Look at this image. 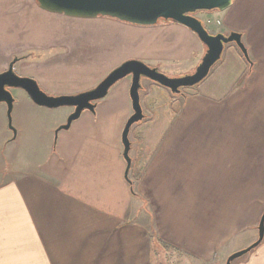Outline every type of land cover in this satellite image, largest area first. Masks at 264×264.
<instances>
[{
    "label": "crops",
    "instance_id": "crops-1",
    "mask_svg": "<svg viewBox=\"0 0 264 264\" xmlns=\"http://www.w3.org/2000/svg\"><path fill=\"white\" fill-rule=\"evenodd\" d=\"M242 2L197 18L214 27L212 35L241 34L247 59L229 43L201 83L177 94L141 78L143 118L128 132V170L122 132L133 113L130 77L66 130L59 127L72 108L41 107L11 90L10 116L0 103V264H226L257 240L264 212V42L254 48L249 29L235 22ZM32 3L0 0V73L17 53L44 49L32 46L37 36L44 45L67 29L34 35ZM82 20L89 23L84 33L112 45L108 55L98 51L81 65L33 60L29 72L14 67L16 74L50 96L73 95L126 60L167 71L196 65L205 51L176 23ZM100 23L136 36L91 29ZM231 264H264V237Z\"/></svg>",
    "mask_w": 264,
    "mask_h": 264
},
{
    "label": "water",
    "instance_id": "water-1",
    "mask_svg": "<svg viewBox=\"0 0 264 264\" xmlns=\"http://www.w3.org/2000/svg\"><path fill=\"white\" fill-rule=\"evenodd\" d=\"M41 10L75 19L110 18L135 26H155L160 21L173 22L184 26L196 35L204 46V54L192 73L177 77H168L157 68L150 67L140 60L129 59L111 70L94 88L73 95L50 96L40 89L35 80L15 73L13 66L17 58L12 59L5 71L0 73V103L7 107L10 116L14 99L11 90L24 91L30 100L41 107L55 109L70 107L73 109L65 124L59 129L66 130L80 114L93 111L97 101L103 99L108 90L118 81L130 77L129 97L132 115L128 118L123 132V158L130 166L128 132L130 127L142 120L143 114L139 104L141 78L148 79L177 94L182 88L193 87L201 83L209 74L212 66L219 61L224 46L234 43L244 58L247 50L242 43L241 34L231 32L209 34L201 20L195 17L197 12L224 11L235 0H33ZM126 170V171H127ZM264 237V212L258 224V238L247 248L231 254L226 264L245 255L257 247Z\"/></svg>",
    "mask_w": 264,
    "mask_h": 264
},
{
    "label": "rangeland",
    "instance_id": "rangeland-1",
    "mask_svg": "<svg viewBox=\"0 0 264 264\" xmlns=\"http://www.w3.org/2000/svg\"><path fill=\"white\" fill-rule=\"evenodd\" d=\"M32 2V30L36 32H33L34 35H43L42 31L45 27L49 28L64 26V28L66 27L67 29L63 33L58 34L56 37H54L49 43L46 42V44L44 45H42V43L44 42L40 38V36H35L37 40L33 39L32 46H43L44 49L36 47L28 49L27 51H21L20 53L12 56L9 62L13 58H17L18 62L14 66L17 72H29L30 68H32L33 60H41L45 61V63L76 61L80 62L81 65L87 61L92 62V60L94 59L93 56H95L98 51L101 53V56L108 55V53L111 52L112 48L110 47H112V45L109 46V42L107 40L101 39L98 42L93 39L91 33H88V31L85 33L83 32L85 30L83 28V25L89 24L88 21L68 18L63 15L50 14L42 10L40 11L39 8L37 9L38 11L36 9V11H34V8H36V4L33 0ZM253 10L254 14L252 15L251 11ZM199 14L203 13L199 12L195 15V17L197 18V15ZM234 20L241 27L249 29V31H247L249 42L254 45V48H256L258 44L264 42V0H243V2L239 4L236 9ZM0 25H5V19L2 20L0 18ZM99 25L101 26L95 28L92 27L91 29H96L97 31L99 30L102 34L108 32L115 34L122 33L128 37L136 36V33L132 32L131 30L128 31L126 29H116V27L114 26H104L108 24L102 23H100ZM203 25L207 32L211 34L214 27L207 26L204 23ZM198 63L199 62H196V65L194 64L193 66L188 63H180L176 65V67L166 68L167 71H161V69H157L168 77H177L192 73ZM7 65L3 66L4 70L7 68ZM80 65H75L74 68ZM100 67L103 68L104 66L101 65ZM90 75L96 77V73H92ZM81 77L84 79V76L82 75L79 77V80H82ZM77 83L78 82H76V84ZM245 103H251V100H247Z\"/></svg>",
    "mask_w": 264,
    "mask_h": 264
},
{
    "label": "flooded vegetation",
    "instance_id": "flooded-vegetation-1",
    "mask_svg": "<svg viewBox=\"0 0 264 264\" xmlns=\"http://www.w3.org/2000/svg\"><path fill=\"white\" fill-rule=\"evenodd\" d=\"M197 13H199V12H197ZM197 13H195V15H196ZM13 59H14V58H13ZM11 61H12V60H11ZM11 61H10V62H11ZM10 62H9V63H10ZM17 62H18V60H17ZM17 62H16V63H17ZM16 63H15V64H16ZM15 64H14V66H15ZM14 66H13V69H14ZM7 67H8V65H7ZM6 69H7V68H6ZM6 69H5V70H6ZM5 70H3V71H5ZM3 71H2V72H3ZM15 73H16V72H15Z\"/></svg>",
    "mask_w": 264,
    "mask_h": 264
},
{
    "label": "trees",
    "instance_id": "trees-1",
    "mask_svg": "<svg viewBox=\"0 0 264 264\" xmlns=\"http://www.w3.org/2000/svg\"><path fill=\"white\" fill-rule=\"evenodd\" d=\"M159 23H170V22H163V21H160ZM171 23H173V22H171Z\"/></svg>",
    "mask_w": 264,
    "mask_h": 264
}]
</instances>
